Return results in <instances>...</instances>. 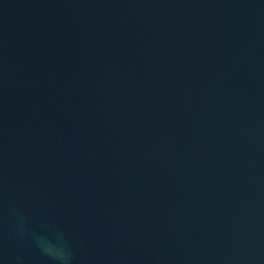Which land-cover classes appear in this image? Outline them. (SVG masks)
<instances>
[{
	"label": "water",
	"instance_id": "95a60500",
	"mask_svg": "<svg viewBox=\"0 0 264 264\" xmlns=\"http://www.w3.org/2000/svg\"><path fill=\"white\" fill-rule=\"evenodd\" d=\"M0 264H264V0H0Z\"/></svg>",
	"mask_w": 264,
	"mask_h": 264
}]
</instances>
